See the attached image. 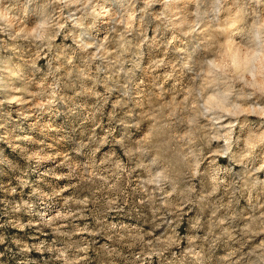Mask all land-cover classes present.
<instances>
[{"label": "clouds", "instance_id": "clouds-1", "mask_svg": "<svg viewBox=\"0 0 264 264\" xmlns=\"http://www.w3.org/2000/svg\"><path fill=\"white\" fill-rule=\"evenodd\" d=\"M0 264H264V0H0Z\"/></svg>", "mask_w": 264, "mask_h": 264}]
</instances>
